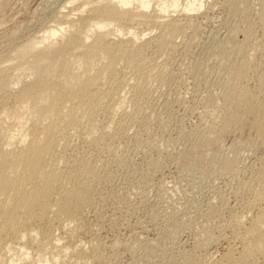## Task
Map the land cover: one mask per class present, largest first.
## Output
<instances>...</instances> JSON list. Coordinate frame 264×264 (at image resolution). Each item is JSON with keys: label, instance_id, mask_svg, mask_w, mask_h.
<instances>
[{"label": "bare ground", "instance_id": "obj_1", "mask_svg": "<svg viewBox=\"0 0 264 264\" xmlns=\"http://www.w3.org/2000/svg\"><path fill=\"white\" fill-rule=\"evenodd\" d=\"M234 1L222 0L221 4L229 6ZM251 1L258 6L251 17L252 9L242 3L240 37L231 38L228 31L222 35L224 38L216 37L218 42L213 44L211 51L219 57L216 64L220 67L219 83L216 93L213 91L206 97L203 110L210 121L208 124L201 114L207 125L204 131L194 134L195 142H209L219 133L248 126L260 146H264V0ZM79 2L84 15L75 19L76 23L69 24L68 20L64 24L63 19L72 18L68 11L67 14L63 11L66 5L73 8ZM204 3L205 0H66L59 6L56 17L54 14L56 24L43 26V34L34 33L35 36L27 37L21 44L10 39L0 46V264H114L115 258L109 253H115L121 243L117 240L104 243L102 223L92 226L90 221V226L84 221L85 211L91 208L99 220L102 208L96 205L101 204V198L108 193L104 194L105 189L115 186V178L119 176L113 174L111 167L122 169L129 163L124 155L122 158L116 154L120 133L111 130V126L120 111L130 121L136 119L134 116L141 112L136 113L138 106L148 93V84L152 80H165L166 69L156 64V56L174 48L175 36L186 35L184 30L188 27L196 31L192 14L200 11ZM172 13H177L179 18L172 17ZM162 17L167 19L159 20ZM150 22L157 26L159 34L141 41L137 29ZM124 35L126 39L114 37ZM150 45L154 46L156 55H146ZM252 72L256 77L254 88L247 85L250 80L255 82L254 76L247 80ZM13 90H16L14 104L7 107L5 96ZM141 128L149 130L143 125ZM182 130L177 129L180 137ZM74 138L80 139L84 146L94 144L107 151L108 158L104 154L107 159L102 158V163L97 156V159L87 158L78 150L80 145L77 148ZM137 142L138 146L140 142ZM238 149L237 144L230 149V156L221 160L228 171L235 169L237 154L243 151ZM151 161L148 173L159 168L158 161ZM258 162L260 168L252 171L248 181L236 185L247 197L244 199L240 194V200H246L244 212L232 214L233 211L229 216L227 224L232 229L233 241L218 258L209 252L212 243L209 234L197 241L198 247L205 251L200 257L171 250V253L167 251L166 259L165 248L159 250L161 254L153 255V238L143 244L145 255L157 257V264H264V207H260L264 202V156ZM140 175L137 174L138 179L142 178ZM140 181L139 193L145 200L150 188L147 180ZM159 186L162 192V185ZM118 194L112 197L117 204L121 202ZM99 199L101 202L97 203ZM253 209H257L255 215L248 217ZM54 228L62 234H55ZM79 231L88 233L84 240L77 239ZM132 242L123 244L136 259L135 250L140 244Z\"/></svg>", "mask_w": 264, "mask_h": 264}, {"label": "rangeland", "instance_id": "obj_2", "mask_svg": "<svg viewBox=\"0 0 264 264\" xmlns=\"http://www.w3.org/2000/svg\"><path fill=\"white\" fill-rule=\"evenodd\" d=\"M65 1L66 0H0V46L4 42H9L10 39H12L10 42L14 44H21V42L30 39L31 36H35L34 33L36 35L43 34V26H53L56 24L55 13H57L60 9L59 6H62ZM210 2L214 3L215 7L211 4L212 8L211 5H209ZM221 3L222 0H205L204 6L200 11L192 14V21L193 23L195 22L194 24L197 26L196 31L193 32L191 30L192 28L189 29L190 27H188L187 31L186 29L184 30V33H186V35L184 34L185 36H175L174 48L172 47L170 50L161 53L162 55L159 54L156 56L158 57L156 58V64H158V66L162 64L161 66L166 69L167 75L165 74V80L164 78L163 81L152 80V82L148 84L146 98L142 100L143 103L140 102L141 105L139 104V108L136 111V113L138 111L141 112H138V114L134 116L136 118L134 121H130L129 117L120 111L116 115V121L111 126V130L116 129L115 131L118 132V134L120 133L118 136L119 141L118 139L116 141L118 143H116L115 147L117 148L116 154L118 155L119 153L118 156H122V158L125 156L124 158L128 159H125L126 162L129 163H127L124 168H120L121 170L116 167L110 168L111 171L113 170V174L115 173V176H119L115 178V180L117 179L114 183L115 186L105 189L104 194L106 192L108 193L101 198L102 200L99 199L97 202L100 203L102 201L101 204L96 205L98 209H100V207L102 208V211L100 210L101 213L99 212L101 216L98 220L95 216L96 214L93 215L94 210L92 208L87 209L85 211V216H87L84 221L86 224H89L88 222L91 221L90 223L92 226L102 223L100 226V228L103 227L102 230L100 229L102 234L101 239L106 244L113 240H117L121 244H123V242L130 244L133 243V240L139 242L138 244H140V246L135 250L137 252L136 259L134 256L132 258V255L125 249L126 244L125 246L124 244L122 245L124 247H121L120 244L115 253H109L115 258L114 264H157L155 261L157 257L145 255V243L152 238L153 255L161 254L159 250L165 248L167 256L169 255L167 251L168 253L172 251L175 253V251L177 252L179 250L184 253H195V256L200 257V255H204L205 251L198 247L197 241H200L204 238L203 236L209 234L210 236L212 235L211 238L213 243L210 244L211 247H209V252L215 259L221 255V252H224L227 244L233 241L232 229H229L230 225L227 224V222L235 212L237 214L239 210L240 213L241 211L244 212V203L246 200L244 202L243 200L247 198L246 194L237 188L241 183L248 181L247 178H250L253 173L252 171L255 172L256 169L258 170L260 168L258 159L260 160V158L264 156V146H260L259 140L255 139L256 135L248 126H244L241 130L234 131V129H231V131L227 130L224 133H219L220 135H215L213 140L209 142H195L193 137L196 132L206 129V120L209 124L210 120L204 114L205 111L203 110L205 108L204 103L205 100L209 98L207 96H210L211 92L214 91L216 93L218 86L217 82L219 83L218 76L220 67L216 66V64L218 65L219 57L212 52L214 50L213 44L218 42H215L218 37L221 38L222 35L225 36L228 31L231 33V38L240 37L242 3L248 7L247 9L251 8L253 10L250 9L251 13L248 10L250 13L249 15L255 13L257 9L256 6L258 5L254 1L253 3H255V6L252 7L253 3L251 0H236L229 6ZM80 4V2L77 4L74 3L73 8L69 6L71 11H69L70 9L67 7L71 4L66 5V9L63 11L65 13L68 11L69 17H74V19H63L65 22L64 24H68L69 21V24L73 22L76 23L75 19L84 15L85 12L83 13V11H81V6L83 7V5ZM79 8L81 12H79ZM172 17L179 18V15L177 13H172ZM140 18L142 19V17H139V19ZM166 19L167 17H162L159 20L163 21ZM152 24L153 23L150 22L147 23V25H139L140 28L138 27L139 30L137 29V31L142 37H140L141 41L151 39V37H155L159 34L157 26L155 27V24ZM208 34L209 38H207ZM114 37L126 39L125 37H127V35H124V37ZM213 37L214 39L217 38L215 40H210V38ZM207 39H209L210 44L207 42ZM150 46L145 51L146 55H156L157 51L154 46ZM184 46L187 49H185ZM220 62H222L221 59ZM252 76H254V79ZM250 78L255 82H252ZM26 79L28 80L29 78ZM255 79V72H252V75L250 73L247 79L248 81L250 80V83L246 80L250 88L256 86ZM126 88H124L125 92L129 90V88H127L128 90ZM16 90L6 94L4 100V102H6L4 105H7V107L14 104L13 101H15ZM124 91H122V93H125ZM130 109L131 108L128 107L127 111H130ZM201 114H204L205 117ZM202 117L206 118V120ZM117 118L119 121L122 119L121 123ZM142 125L149 129L148 132L145 128H141ZM177 129L178 131L183 129L185 134L183 132L182 137H180L181 133H177ZM134 137L138 139H134ZM73 140L75 141L73 142L77 144V148H79L78 145H80L81 149L79 148L78 150L87 158H95L97 156L98 161L101 160L99 163L106 161L108 158L107 151L100 150L99 147L94 144H90L89 146L85 145V148L83 143L78 141L80 139L74 138ZM166 140H169L167 145L165 144ZM136 142H140L138 146L135 145ZM237 144L238 147H240V150H238L243 151L237 154V159H239L238 162H236L237 164H235V169H233L235 172H231V169L228 171L229 168L223 164L222 158L227 155L230 156V149ZM242 144L245 145V147H243ZM246 145L249 148H247V150ZM123 147L126 148L124 149ZM244 150L247 151V153H245ZM99 152L103 154L98 155ZM241 153L243 155H241ZM104 154L107 158L104 157ZM148 159L150 161H158L157 164L159 163V168L156 171L148 173V168L150 166V161ZM127 168L128 170H126L127 172L125 173L124 170ZM146 168L147 170L145 171ZM131 170H135V174L137 173L138 177L141 174L140 178L142 177L148 182V187L150 189H148L149 192L148 190L146 191L149 195L147 194L145 200L141 198V194L139 193L142 190V182L140 180L143 179H138L137 174L135 175ZM130 175L132 179L136 178L135 181L133 180L136 185L133 184L134 182L130 179ZM145 176L149 178L147 179ZM136 181L139 183H136ZM159 184L162 185V192L159 191ZM238 184L239 186H236ZM138 188H140V191ZM116 193H119L118 195L121 198L120 205L115 203L113 200L114 198H112ZM240 194L244 196H242L244 199L241 198L240 200ZM138 202H140L139 205ZM260 207H264V202L260 204ZM256 210L257 209H253L250 211L251 214L248 212V217L254 216ZM95 219L100 222H97ZM112 221L115 222V225ZM53 231L55 234H62L60 229L54 228ZM87 234L86 231H79L76 237L79 240H84ZM218 235L219 237H217ZM134 236L136 239H134ZM114 254L118 255L114 256ZM167 256H165L166 259L169 258V256Z\"/></svg>", "mask_w": 264, "mask_h": 264}]
</instances>
